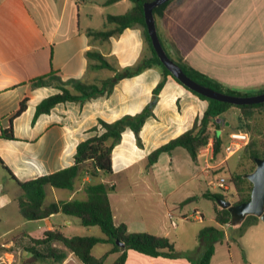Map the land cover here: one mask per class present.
Returning <instances> with one entry per match:
<instances>
[{"label": "crops", "instance_id": "obj_1", "mask_svg": "<svg viewBox=\"0 0 264 264\" xmlns=\"http://www.w3.org/2000/svg\"><path fill=\"white\" fill-rule=\"evenodd\" d=\"M106 1L0 0L2 127L6 126V118L18 108L19 102L27 98L26 109L12 121L16 138H0V158L20 181L71 165L77 143L90 135L88 129L96 124L98 118L113 121L124 114L137 113L151 99L152 89L161 77L155 68L122 78L109 96H99L83 103H57L49 113L40 114L32 122L36 104L58 89L52 86L32 87L31 79L50 69L56 70L63 79L86 74L84 52L90 48L86 30L94 26L89 24L88 13H85L86 23L82 24L80 8L85 4L103 8ZM112 4L124 6V12L133 5L131 0H118ZM106 15L102 13L103 21ZM156 23L163 39L171 42L182 60L195 70L225 87L239 91L254 93L264 87V0H171ZM110 49L108 55L115 56L120 66L134 63L142 50L141 30L137 27L124 29L118 37L112 38ZM94 75L95 72H92L91 76ZM208 104L207 99L200 98L168 76L153 108L154 116L147 118L140 130L142 145H137L134 133L129 128L122 132L120 141L112 150V173L100 178V181L113 187L108 197L115 224L125 223L129 231L163 235L171 241L170 227L174 225L171 221L174 212L171 209H176L186 197L197 194L176 200L166 198L172 191L154 194L148 190L123 191L120 188L137 184L138 181L140 186H146L144 171L153 167L148 166V154L189 129ZM231 108L219 118L223 127L220 128V123L218 130L227 133V138L231 132L245 131L242 118L239 130L226 129L230 122L223 116ZM238 112L240 114L239 109ZM181 148L176 147L167 154L172 156L181 152L178 156L186 161L198 164L201 158L207 168L215 166L208 162L215 159L213 153L201 149L197 160L193 161L188 152ZM229 156H220V162ZM134 166L137 167L135 172H130ZM194 171L188 179L195 177ZM88 181V176H82L72 190L46 186L44 204L72 198L84 199L83 187ZM19 190L14 192L12 199L0 195V208L12 200L16 202L20 187ZM48 194L50 198L45 201ZM155 195L158 197L155 198ZM38 220L44 222L45 230L67 228L72 223L71 216L64 214ZM259 224L260 219L253 220L239 234L240 238L249 231L256 232L257 236L264 233V227ZM212 227L225 228L218 223ZM20 235L30 239L25 231H20ZM248 241L250 248L264 245V238L251 240L248 237ZM5 244L11 245L13 241L9 239ZM98 244L106 247L95 256L111 248L110 243ZM119 254L120 251L109 253L106 263H111ZM70 256L72 253H68L61 263H49L47 260L38 261V264H67ZM175 258L152 257L128 250L124 264H173ZM260 258L257 261L264 264V255ZM75 264L80 262L75 259Z\"/></svg>", "mask_w": 264, "mask_h": 264}, {"label": "trees", "instance_id": "obj_2", "mask_svg": "<svg viewBox=\"0 0 264 264\" xmlns=\"http://www.w3.org/2000/svg\"><path fill=\"white\" fill-rule=\"evenodd\" d=\"M116 1L118 0H107L106 4ZM131 1L133 5L124 13L106 15L104 28H88L86 30L90 48L84 52L87 66L86 74L83 77L63 79L56 70L50 69L47 73L31 79L32 87L52 86L58 89L57 92L44 97L36 104L32 119L34 122L40 114L49 113L57 103L68 101L83 103L99 96H109L119 80L137 75L147 68L157 69L161 76L152 89L150 101L139 112L124 114L113 121L98 118L96 124L88 129L90 135L77 143L71 165L33 179L20 181L0 158L1 167L21 189L20 194L16 197V202L22 218L36 220L54 214H64L77 218L82 225H96L104 234L103 237L97 235L66 236L60 227L47 229L40 237H30V245L24 247L31 254L28 262L48 260L49 263H61L68 253H72L80 264H124L128 250L152 257L175 258L177 255L173 243L168 237L145 231H129L125 223L115 224L108 197L109 191L113 187L100 181L102 176L112 173V150L120 141L122 132L126 128L134 133L137 145H142L140 130L146 119L154 116L153 108L167 77L171 76L182 84L159 60L151 44L143 13V3L150 0ZM170 1L153 8L155 21L158 17L163 16ZM132 27L141 30L142 50L134 64L120 66L115 56L108 55L111 47L110 39L118 37L124 29ZM158 36L169 57L179 64L187 76L198 83L233 95H250L264 91V87L252 93L221 85L188 65L182 60L171 42L162 40L159 32ZM110 58L113 60L109 61ZM104 70H106V74L101 73ZM92 72H95L94 76H91ZM189 90L200 98L207 99L209 101L207 108L201 116L194 119L189 129L152 150L147 156L148 166H152L161 153H171L176 147L184 148L191 159L196 161L200 150L207 145L209 139L213 141V156L217 158L219 154L223 155L222 147L226 143L223 144L222 136L217 133L221 123L219 118L233 104L210 99ZM26 106L27 98L25 97L19 102L18 108L6 118V126L2 127L0 124V138H16L12 121L26 109ZM235 106L240 111L244 130L249 133L248 143L236 152H241V157L250 164L243 172L230 175V182L233 184L237 196L233 203H239L249 199L252 187L251 182L244 177V174L254 169L255 158L264 157V102ZM82 176L90 178V181L86 182L83 187L86 196L84 199L72 198L44 204L46 186L72 190L76 181ZM202 196L213 201L214 220L220 225H230V212L226 208H220L216 203V198H225V196L210 191L202 193ZM196 199H198L197 195L186 197L176 208L182 209ZM251 218L254 221L259 219L256 216ZM252 222H248L246 226ZM245 228L240 229V234ZM219 232L212 226H205L200 230L199 236L202 237L204 246L199 264L210 263L214 253V241H216V235ZM98 243H110L111 248L102 255L95 256L92 254V248ZM121 243L123 246L120 245ZM115 251H120V254L111 263H106L107 255Z\"/></svg>", "mask_w": 264, "mask_h": 264}, {"label": "rangeland", "instance_id": "obj_3", "mask_svg": "<svg viewBox=\"0 0 264 264\" xmlns=\"http://www.w3.org/2000/svg\"><path fill=\"white\" fill-rule=\"evenodd\" d=\"M80 9L82 24L86 23L87 17L85 13H88L89 24L94 26L92 27L93 29L104 28L105 20L103 21L102 13L108 15L121 14L124 12V6L114 5L112 3L105 4L103 8L102 6L96 7L94 5L85 4L81 6ZM160 38L163 40L161 34ZM110 41H112V38ZM112 60L111 58L109 59V61ZM105 72L106 70L101 71L102 74ZM223 117L230 122V125L226 126L227 130H239L242 117L235 105H232V108L224 113ZM221 127H223L222 123L220 128ZM221 131L218 130L217 133L222 136L223 144H225L229 141V138L226 137L227 133L225 134ZM223 147L222 158L225 156ZM181 149L185 151L183 148ZM179 154H181V152H177L172 156L168 155L166 152L161 153L151 170L144 171V174L147 176L145 180L146 186H140V181H138L137 184L131 183L130 185L121 186L120 189L123 191L148 190L154 192V194L157 192L166 194L172 191L166 198H174L176 200H181L189 194H197L198 199L189 202L185 205L183 210L178 208L171 209L174 212L171 219L174 225L171 224L172 226L170 227V238L177 252L173 264H199L203 248L202 237L199 236V232L205 226H217V222L214 220L213 201L203 197L201 193L206 191L221 193L225 196V199L235 202L237 196L235 195L233 184L230 182V175L243 172L250 163L241 157V152H236L223 162H220L222 159H220L221 157L219 154V157H214L215 159L208 161L209 165L215 166L207 168L201 158L199 163L195 164L191 162V160L186 161L184 157L178 156ZM218 162L219 164H217ZM136 168V166L132 167L130 172H135ZM143 168L144 170L146 169L145 167ZM192 170H195V177L188 179ZM220 177L225 179L224 184L227 188L217 186ZM16 191H20L19 187L9 178L7 172L0 166V195L12 199L11 196ZM156 197L158 196L155 195V198ZM49 198L50 194H48L45 201ZM16 204L17 203L12 200L5 205L4 208H0V257L3 259L13 258L16 264H38V261L28 262L29 258H31V254L27 252L24 247L30 245V239L22 237L20 231H25L28 236L36 238L41 236L44 232L45 224L38 219L27 220L22 218ZM167 204H169V201ZM194 215L199 216V218H194ZM252 216L254 215H247L239 224L234 225L230 223V225L225 226L224 230L217 228L220 232L216 235L214 253L209 264H259L257 260H260V257L264 255V245L260 248H250L249 245H247L249 244L247 239L248 237L251 238V240L258 239V237L263 239L264 233H260L257 236L256 232L249 231L243 238L239 236L240 229L247 227L246 224L253 221L251 218ZM71 221L72 223L69 227L62 229L66 236L104 235L96 225H82L77 218L72 216ZM259 225L264 227V221L260 220ZM9 239L13 241V244H5ZM104 247H106L104 244H97L93 248L94 255L99 254L104 250ZM10 253H12L13 256H10ZM75 259L73 255L70 256L67 264H75Z\"/></svg>", "mask_w": 264, "mask_h": 264}, {"label": "water", "instance_id": "obj_4", "mask_svg": "<svg viewBox=\"0 0 264 264\" xmlns=\"http://www.w3.org/2000/svg\"><path fill=\"white\" fill-rule=\"evenodd\" d=\"M168 0H150L143 3L144 20L147 33L151 40L154 51L159 60L187 88L210 99L227 102L233 105L254 104L264 102V91L250 95H233L217 91L209 86L198 83L191 79L173 59L169 57L164 49L157 32L153 8ZM255 167L252 171L245 173L252 184L250 197L246 201L233 203L225 198H216L220 208H226L230 212L231 224H239L247 215H254L264 221V157L255 158ZM123 246V244H120Z\"/></svg>", "mask_w": 264, "mask_h": 264}, {"label": "built area", "instance_id": "obj_5", "mask_svg": "<svg viewBox=\"0 0 264 264\" xmlns=\"http://www.w3.org/2000/svg\"><path fill=\"white\" fill-rule=\"evenodd\" d=\"M249 141V133L246 131H238V132H231L229 134V141L227 144L224 145L223 150L225 152V156H229L234 154L236 151H238L240 148L245 146ZM205 150V152H211L213 153V141L212 139H209L207 145L202 148ZM225 179L223 177H220L217 186L221 188H227L224 184ZM172 215H170V218ZM194 218H199V216L194 215ZM10 256H13L12 253H10ZM0 263L1 264H16L15 259H3L0 257Z\"/></svg>", "mask_w": 264, "mask_h": 264}]
</instances>
